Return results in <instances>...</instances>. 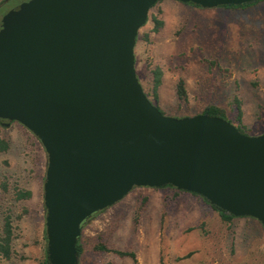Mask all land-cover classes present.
Instances as JSON below:
<instances>
[{"label": "water", "instance_id": "obj_1", "mask_svg": "<svg viewBox=\"0 0 264 264\" xmlns=\"http://www.w3.org/2000/svg\"><path fill=\"white\" fill-rule=\"evenodd\" d=\"M158 1L27 0L2 19L0 119L26 126L47 153L49 264H79L84 223L139 186L171 185L264 225V133L219 115H166L144 91L135 46Z\"/></svg>", "mask_w": 264, "mask_h": 264}, {"label": "rangeland", "instance_id": "obj_2", "mask_svg": "<svg viewBox=\"0 0 264 264\" xmlns=\"http://www.w3.org/2000/svg\"><path fill=\"white\" fill-rule=\"evenodd\" d=\"M24 1L0 0V28L3 17ZM149 15L135 57L153 103L177 117L216 105L243 133H264V1L234 8L159 0ZM153 15L163 22L157 30ZM155 70L161 72L157 88ZM181 79L185 98L177 93ZM4 122L0 131L9 147L0 153V238L9 224L11 255L0 252V264H44L47 153L26 126ZM80 239L79 264H264L260 220H226L203 196L168 185L133 188L90 218ZM100 243L109 249H98Z\"/></svg>", "mask_w": 264, "mask_h": 264}, {"label": "trees", "instance_id": "obj_3", "mask_svg": "<svg viewBox=\"0 0 264 264\" xmlns=\"http://www.w3.org/2000/svg\"><path fill=\"white\" fill-rule=\"evenodd\" d=\"M261 1H264V0H256L254 2L245 3V4H241V5H227V6H231V7H234V8L249 7V6L258 4ZM150 18L151 17L149 15L148 20ZM148 20H147V22H148ZM153 20H154V22L157 23V26L154 27V30H157L159 28L158 26L162 25L163 22L161 20H159L156 15H153ZM158 69H160V68L158 67ZM154 73L156 75V78H155V87L157 88L158 85H159V83H160V79L158 77L161 75V72L155 70ZM177 93H178V95H179L180 98H185L186 95H187V91H186V87H185V84H184V80L183 79H181V80L178 81V84H177ZM203 113H207V114H211V115H219V116H222L224 118H227L226 115H225L224 109L221 108V107H219V106H216V105H209V106H207L205 108V110L203 111ZM6 120L7 119H0V121H1L2 124L5 123L4 121H6ZM238 129L241 131V129L239 127H238ZM8 147H9V143L1 135V131H0V153L6 151L8 149ZM168 186H171V185H168ZM221 213L224 216V218H226V220H229V219L235 217L234 215H232L230 213H227V212H225L223 210H221ZM4 235L5 236H2L0 238V252L3 253L6 257H9L11 255V248H10V245H11L10 244V241H11V230H10L9 224L7 225V228H6V231H5V234ZM97 247H98V249H102V250H108L109 249L103 243L98 244ZM77 248H78L79 255H81V253L83 252V246H82V243H81V239H79V241H78ZM117 252L120 255H130V256H132L134 258L136 256L134 252H127V251H122V250H117ZM44 264H49L48 253L46 254V259H45Z\"/></svg>", "mask_w": 264, "mask_h": 264}]
</instances>
